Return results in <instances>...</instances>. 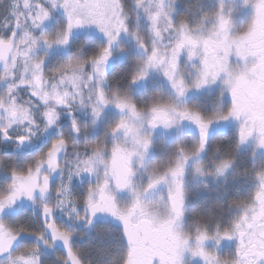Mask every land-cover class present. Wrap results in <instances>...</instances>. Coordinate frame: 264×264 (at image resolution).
Returning <instances> with one entry per match:
<instances>
[{
    "label": "snow or ice",
    "instance_id": "obj_1",
    "mask_svg": "<svg viewBox=\"0 0 264 264\" xmlns=\"http://www.w3.org/2000/svg\"><path fill=\"white\" fill-rule=\"evenodd\" d=\"M94 252L264 264V0H0V264Z\"/></svg>",
    "mask_w": 264,
    "mask_h": 264
},
{
    "label": "flooded vegetation",
    "instance_id": "obj_2",
    "mask_svg": "<svg viewBox=\"0 0 264 264\" xmlns=\"http://www.w3.org/2000/svg\"><path fill=\"white\" fill-rule=\"evenodd\" d=\"M224 187L222 182H210V188L204 189L201 181L198 178L189 177L188 188H189V199L190 206L195 208L196 205L201 203L204 204H215L219 201L215 199L216 194ZM93 259L103 260L106 258L99 257L97 253L92 254Z\"/></svg>",
    "mask_w": 264,
    "mask_h": 264
},
{
    "label": "clouds",
    "instance_id": "obj_3",
    "mask_svg": "<svg viewBox=\"0 0 264 264\" xmlns=\"http://www.w3.org/2000/svg\"><path fill=\"white\" fill-rule=\"evenodd\" d=\"M84 240H87V237H85ZM84 240H82L81 243H84ZM92 264H102V261L99 259H92Z\"/></svg>",
    "mask_w": 264,
    "mask_h": 264
},
{
    "label": "trees",
    "instance_id": "obj_4",
    "mask_svg": "<svg viewBox=\"0 0 264 264\" xmlns=\"http://www.w3.org/2000/svg\"><path fill=\"white\" fill-rule=\"evenodd\" d=\"M5 3H7L6 0H5Z\"/></svg>",
    "mask_w": 264,
    "mask_h": 264
},
{
    "label": "rangeland",
    "instance_id": "obj_5",
    "mask_svg": "<svg viewBox=\"0 0 264 264\" xmlns=\"http://www.w3.org/2000/svg\"><path fill=\"white\" fill-rule=\"evenodd\" d=\"M6 2H7V0H6Z\"/></svg>",
    "mask_w": 264,
    "mask_h": 264
}]
</instances>
